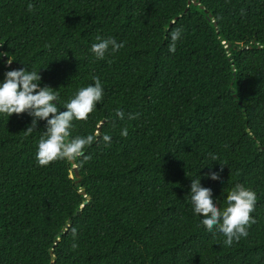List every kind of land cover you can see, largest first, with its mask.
<instances>
[{
	"label": "trees",
	"instance_id": "1",
	"mask_svg": "<svg viewBox=\"0 0 264 264\" xmlns=\"http://www.w3.org/2000/svg\"><path fill=\"white\" fill-rule=\"evenodd\" d=\"M193 1L0 0V264H264V0Z\"/></svg>",
	"mask_w": 264,
	"mask_h": 264
},
{
	"label": "water",
	"instance_id": "2",
	"mask_svg": "<svg viewBox=\"0 0 264 264\" xmlns=\"http://www.w3.org/2000/svg\"><path fill=\"white\" fill-rule=\"evenodd\" d=\"M193 2H194V4H196V5H200L201 8H204V7H205V6H204L203 4H201L200 1H198V0H194ZM206 11H208V10L206 9ZM211 16H212V14H210V17H211ZM0 51L3 52V49H2L1 46H0ZM2 60H3V61L5 62V64H7V65H10V64L13 65V63L9 61L8 56H7V54H5V53H3V55H2ZM20 79H21V77H20ZM34 86H35V84L32 85V87H34ZM98 134H99V133H98ZM67 151H68V153H70V148H68ZM71 160H72V162H75V159H74V158H71ZM73 172H74V175H72V177L76 176V177H77V180H76V181H77V182H80V181L82 180V178H81V175H80V172H79V166H78V165L73 166ZM80 192L86 197V200L83 202V205L77 210V213H79V212L82 210V207H84L86 204H88V203L90 202L91 198H92L91 195H89V194L87 193V190H86L85 188H82V189L80 190ZM69 225H70V222H68V223L66 224L65 228L67 229Z\"/></svg>",
	"mask_w": 264,
	"mask_h": 264
}]
</instances>
